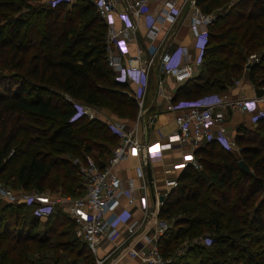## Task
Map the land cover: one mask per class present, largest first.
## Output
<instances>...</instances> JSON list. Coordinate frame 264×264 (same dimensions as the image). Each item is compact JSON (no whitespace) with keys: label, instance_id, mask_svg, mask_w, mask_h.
Wrapping results in <instances>:
<instances>
[{"label":"trees","instance_id":"obj_1","mask_svg":"<svg viewBox=\"0 0 264 264\" xmlns=\"http://www.w3.org/2000/svg\"><path fill=\"white\" fill-rule=\"evenodd\" d=\"M196 3L208 12L221 0ZM67 5L70 8L64 9ZM33 17L42 19L44 26ZM105 30L104 21L87 0L47 2L40 7L29 0H0L1 180L14 177L19 188L58 186L64 194L77 195L72 186L84 189L83 178L71 158L63 155L84 158L89 154L99 165L108 158L118 138L108 125L85 115L70 119L75 100L108 106L123 118L136 114L135 99L123 92L125 82L118 81L106 63ZM244 49L261 50L264 58V0H232L227 11L215 14L199 73L183 81L173 101L225 88L239 70L235 61L241 62ZM255 64H250L247 75L253 83L264 85V63ZM256 93L262 89L256 88ZM256 122L254 129L237 127L238 156L209 140L210 146L197 151L203 154L198 159L201 168L191 164L181 168L176 186L159 210L161 217L177 218L159 236L157 245L167 258L175 241L187 238L189 243L175 260L163 264H264V197L254 205L256 195L264 190V117ZM238 158L250 171L239 168ZM23 214L26 220L21 221ZM12 219L29 233L41 223L31 205L18 201L0 205V229L8 228ZM42 222V238L65 222L74 231V222L59 207ZM203 229L209 230L203 236L207 242H193ZM73 237L91 259L86 244ZM28 249V241L16 235L0 252V260L5 261L10 251L25 260Z\"/></svg>","mask_w":264,"mask_h":264},{"label":"built area","instance_id":"obj_2","mask_svg":"<svg viewBox=\"0 0 264 264\" xmlns=\"http://www.w3.org/2000/svg\"><path fill=\"white\" fill-rule=\"evenodd\" d=\"M59 1L74 2L75 0H47L51 5ZM95 11L104 21L106 63L114 72L118 81L131 83L134 86L132 95L135 98L138 112L143 107L149 70L158 63L163 74L177 82L192 77L195 65L202 61L203 47L207 38L208 26L215 14L200 8L196 0H90ZM151 2H160L157 13L150 8ZM189 17L191 40L189 44L177 45L174 49H164L163 41L172 26H164L165 22L173 23L177 18ZM116 19L121 27L115 26ZM139 20L142 28L139 27ZM172 29V30H170ZM163 31L164 39L155 42V37ZM139 34L148 38L145 44H137L133 54L128 53L129 33ZM196 49L194 57L189 49ZM116 49V51L114 50ZM227 104L237 106L250 112L252 121L264 117V91L251 98L238 97L226 100L218 93H208L195 98H180L170 102L168 108L176 111V129L163 139L141 141L136 134L138 118L133 123H107L109 129L118 137L111 153L99 165L89 154L84 158L72 157L83 178L84 192L80 195L64 194L60 191L12 189L0 183V200L24 202L32 206V213L39 218L46 217L55 207L61 208L74 222L75 234L89 249L94 258L92 264H116L124 258H139L144 264H163L157 241L168 227V222L159 217L163 197L170 187L176 185V177L164 178L163 187L150 200L146 193L148 179L144 164L162 158L164 149L180 150L178 161L172 163L175 169L188 164L200 167L194 153L184 151V145L196 146L199 141L215 140L223 147L230 148L234 144L225 133V127H213L217 120L224 117L217 106ZM75 112L70 119L82 115L93 118L95 113L79 100L73 101ZM137 154L140 161L135 165V173L140 183L127 178L123 182L117 170V164L130 154ZM143 189L135 193V188ZM137 207L140 215L133 212ZM200 242H207L202 237ZM106 243L110 244L106 247Z\"/></svg>","mask_w":264,"mask_h":264},{"label":"crops","instance_id":"obj_3","mask_svg":"<svg viewBox=\"0 0 264 264\" xmlns=\"http://www.w3.org/2000/svg\"><path fill=\"white\" fill-rule=\"evenodd\" d=\"M91 3L90 0H87ZM119 9L122 8L119 0H116ZM161 5L160 2H151L150 8L151 11L155 14L158 12V8ZM139 27L141 30L142 22L139 20ZM116 28L121 27V22L116 19L115 22ZM164 26H172L173 34L169 31L165 36V40L163 41L164 49L172 50L177 45L180 44H189L191 40V31L189 28V17L186 15L184 11V17L177 18L173 23L165 22ZM172 30V29H170ZM163 31L155 37L154 41L158 42L161 39L163 40L165 36L162 35ZM128 53L133 54L135 47L137 44H145L148 42V38L139 36V34L129 33L128 35ZM116 51V49L114 48ZM189 52L192 57L196 54L195 48H190ZM199 65H195V70L192 77H196L199 73ZM150 76V77H149ZM149 78H151L152 88L146 91L144 99L146 98V102L143 100V107L138 112V108L134 119L138 118V124L136 128V134L139 140L145 142L152 139H163L165 136L176 129L175 123V114L176 111H172L168 108L170 102L174 99V94L178 87L183 82H177L172 77L163 74L158 63L153 64L151 69L149 70ZM185 81V80H184ZM256 88L262 89L264 91V85H258L253 83L248 75H242L240 78L233 80L231 83H228L225 88L217 90L218 94H220L226 100H232L238 97H247L251 98L256 96ZM134 86L131 83H125V88L123 92L131 96L133 92ZM182 96V95H180ZM179 96V97H180ZM178 97V98H179ZM135 99V98H134ZM88 108L94 111L95 116L93 118H99L103 122L107 123H118L124 120V118L118 115L116 112L111 110L108 106L105 105H93L86 104ZM216 109L221 110L224 113V117L221 120H217L214 123L213 127H217L218 125H223L225 127L226 135L233 140L234 144L229 148V151L235 156L239 155V145L235 142L236 130L239 125H243L247 128L254 129L257 127V122L252 121L250 117V112L241 109L237 106H228L227 104H222L216 107ZM118 141V138H117ZM116 141V143H117ZM207 141H199L196 146H191V144L184 145V151H192L198 160L202 158L203 154H197L198 150L206 148V146H210L207 144ZM112 148V147H111ZM217 148V147H216ZM181 155L180 150H171L164 149L162 158L151 160L144 164L145 171L148 169L150 177L152 178V183L148 184L146 189V193L149 195L150 200L154 198L155 194H158L159 190L163 187L164 178L168 177H178L181 169H174L172 167V163L179 160ZM63 156L66 158H72L70 153H65ZM140 161V157L137 154H130L126 159L120 161L117 164V170L119 175L121 176L123 182L127 180V178H131L134 180L136 184L140 183V177H138L135 173V165ZM189 165V164H188ZM192 165V164H191ZM201 168V164L200 167ZM176 185H172L170 187V191ZM17 189V187L15 188ZM59 191V190H58ZM61 191V190H60ZM169 191V192H170ZM143 189L140 187L135 188V193H141ZM168 192V193H169ZM165 197V196H164ZM164 200V198H163ZM0 205L7 203L8 201L0 200ZM135 215L139 216L140 212L138 208L135 206L132 208ZM159 215V214H158ZM161 219L166 220L168 222V227H171L177 217L165 218L159 216ZM45 217L40 218V220H44ZM207 235V234H206ZM201 240V238H200ZM199 240V241H200ZM194 241H198V239H193ZM110 244L106 243V247H109ZM116 264H144L139 258H124L120 261L116 262Z\"/></svg>","mask_w":264,"mask_h":264},{"label":"rangeland","instance_id":"obj_4","mask_svg":"<svg viewBox=\"0 0 264 264\" xmlns=\"http://www.w3.org/2000/svg\"><path fill=\"white\" fill-rule=\"evenodd\" d=\"M232 0H221V3L219 5L213 6L210 8L208 13L210 14H220L224 13V11H227L229 8V4ZM29 2L36 7H40L41 5H46L47 0H29ZM69 9L70 6L67 5L64 9ZM35 16V15H34ZM36 17V16H35ZM33 17V20L36 22V24H41L44 26V21L40 18H35ZM243 59L240 61H235L237 62V65L239 66V70L233 73V80L240 78L242 75L247 76V70L248 67L250 66L251 63H257L255 64L256 66L261 65L264 63V58H262V52L261 50H248L246 51L245 49L243 50ZM232 59V57H230ZM257 69V68H256ZM223 71L221 70L220 72L217 73V76L221 75ZM259 76V75H257ZM150 77V76H149ZM148 77V83H147V88L146 91L150 90L152 88L151 85V78ZM6 79V78H5ZM3 82H6L9 86H12L10 84V80H3ZM1 81V83H2ZM14 87V85L12 86ZM148 89V90H147ZM73 102V101H72ZM144 102H146V98L144 99ZM86 104V103H84ZM90 105V104H88ZM251 114V113H250ZM87 117V116H86ZM127 117V116H125ZM134 117L131 119L124 118L123 123H133ZM55 174L52 173V176ZM0 183L15 189L16 184H15V179L14 177H11L8 181H4L0 179ZM47 184V183H46ZM73 193H80L82 194L84 192V189L80 188L77 185L72 186ZM17 189L22 190L23 188L17 187ZM24 190H35V189H24ZM60 191L61 188L56 186L52 188L51 186L45 187L43 191H49V192H56ZM83 190V191H82ZM62 192V190L60 191ZM63 193V192H62ZM77 194V195H80ZM264 197V190L263 192H259L256 195V199L254 202V205H256L259 201V198ZM1 202V201H0ZM239 207V203L237 202L236 208ZM21 221L26 220V216L23 214L20 216ZM43 220H41V223L35 231H29L27 228L24 227V225L20 226L18 225L13 219L12 223L6 228L5 230L0 229L1 232L3 233L4 238L0 240V252L4 249L7 250V248L13 243V238L17 235L22 238H25L28 241L29 244V249L26 253V259L25 260H20L16 256V252L13 253V251H10L8 253L7 258L4 260H0V264H92L94 261V258L88 259L85 257L86 256V251L84 248L81 247V245L75 244V241L73 240L76 236L75 234V226H74V231L72 225H67V223L60 224L59 226H56L51 234H48L47 237L42 238V230L41 228L43 226ZM209 230H202L198 235L194 236L193 239H198L202 238L205 236V234H208ZM26 234H29L31 237L28 239ZM42 239H44L42 241ZM189 239L187 238H181L175 241V243L172 245V250L169 252L167 258H165V262L170 261L171 259L175 260L180 254H182L185 251V248L187 246V243ZM159 248V247H158ZM160 250V249H159ZM13 256V257H12ZM89 257V256H88ZM164 262V263H165Z\"/></svg>","mask_w":264,"mask_h":264},{"label":"water","instance_id":"obj_5","mask_svg":"<svg viewBox=\"0 0 264 264\" xmlns=\"http://www.w3.org/2000/svg\"><path fill=\"white\" fill-rule=\"evenodd\" d=\"M237 165L239 166L240 169H242L245 172L250 171V168H249L248 164L244 161L243 158H238L237 159ZM146 174H147V177L149 179L150 178V174H149L148 169L146 170ZM158 198L159 199H163L164 197L162 195H160V196H158Z\"/></svg>","mask_w":264,"mask_h":264}]
</instances>
